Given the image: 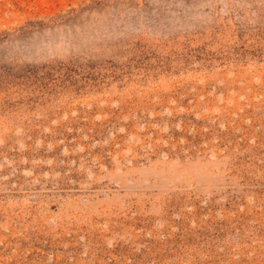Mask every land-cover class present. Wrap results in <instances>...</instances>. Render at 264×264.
Returning <instances> with one entry per match:
<instances>
[{
    "label": "rangeland",
    "instance_id": "1",
    "mask_svg": "<svg viewBox=\"0 0 264 264\" xmlns=\"http://www.w3.org/2000/svg\"><path fill=\"white\" fill-rule=\"evenodd\" d=\"M0 264H264V0H0Z\"/></svg>",
    "mask_w": 264,
    "mask_h": 264
}]
</instances>
